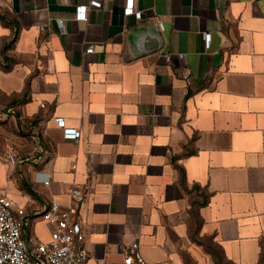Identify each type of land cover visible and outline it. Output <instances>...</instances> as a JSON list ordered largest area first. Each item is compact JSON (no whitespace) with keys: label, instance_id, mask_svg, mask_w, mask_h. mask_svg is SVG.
Wrapping results in <instances>:
<instances>
[{"label":"crops","instance_id":"1","mask_svg":"<svg viewBox=\"0 0 264 264\" xmlns=\"http://www.w3.org/2000/svg\"><path fill=\"white\" fill-rule=\"evenodd\" d=\"M126 4L0 0V189L45 243L82 190L85 264H264V0Z\"/></svg>","mask_w":264,"mask_h":264},{"label":"built area","instance_id":"2","mask_svg":"<svg viewBox=\"0 0 264 264\" xmlns=\"http://www.w3.org/2000/svg\"><path fill=\"white\" fill-rule=\"evenodd\" d=\"M90 7L101 8V4L91 2L87 6H78L76 8V20L86 21L87 13ZM126 16L135 15L140 19L142 14L136 12L134 0H127L124 10ZM62 32L64 22H58ZM205 47L208 48L211 37L209 34L203 36ZM92 49L87 50L91 54ZM184 56H180L183 58ZM167 63L171 56H165ZM187 74L185 78H187ZM42 107H45L42 105ZM57 125L63 129V137L69 141H79L81 132L76 129L67 128L62 118L56 119ZM35 153L39 154L42 162L47 161L51 153L42 148L40 139L35 136ZM170 152V151H169ZM9 161L16 165L14 158ZM74 173L77 172V166L72 167ZM50 176L44 182L49 185ZM71 204L63 206L56 201H52L45 208L40 217L51 228L50 241L42 242L38 237L28 236L27 230L32 225V214L13 198L8 189H0V264H85L89 259L87 249L84 247L85 234L82 223L75 217V213L82 203L84 192L73 189L70 191ZM109 264V263H103ZM123 264H149L140 253V245L134 241L127 248Z\"/></svg>","mask_w":264,"mask_h":264},{"label":"rangeland","instance_id":"3","mask_svg":"<svg viewBox=\"0 0 264 264\" xmlns=\"http://www.w3.org/2000/svg\"><path fill=\"white\" fill-rule=\"evenodd\" d=\"M45 233H46V230L44 229V230L42 231V234L45 235Z\"/></svg>","mask_w":264,"mask_h":264},{"label":"trees","instance_id":"4","mask_svg":"<svg viewBox=\"0 0 264 264\" xmlns=\"http://www.w3.org/2000/svg\"><path fill=\"white\" fill-rule=\"evenodd\" d=\"M2 18V17H1ZM3 19V18H2ZM25 187H27V189L29 190V191H31L29 188H28V186L27 185H25Z\"/></svg>","mask_w":264,"mask_h":264}]
</instances>
